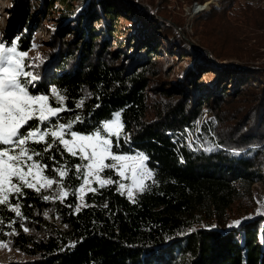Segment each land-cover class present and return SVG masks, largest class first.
<instances>
[{
    "label": "trees",
    "instance_id": "trees-1",
    "mask_svg": "<svg viewBox=\"0 0 264 264\" xmlns=\"http://www.w3.org/2000/svg\"><path fill=\"white\" fill-rule=\"evenodd\" d=\"M26 1L16 0L14 10L19 21L29 24L17 39L19 51L28 53L33 29ZM57 1L68 10L60 17V28L51 31L52 49L43 56L48 59L26 69L39 76L30 92L51 97L56 88L68 110L53 120L66 123L79 117L71 129L79 133L90 134L119 113L123 131L118 143L112 137L113 151L143 152L152 177L130 199L118 190V175L106 169V179L118 183L103 188L93 183L95 193L73 196L82 183L72 178L81 161L59 148L38 157L54 178L51 169L68 166L70 178L63 183L69 195L46 201L43 196H55L57 185L41 192L24 188L22 196L10 197L11 208L0 206V244L29 257L9 264H264V213L257 210L252 193L253 184L264 177V40L259 36L264 28H257L264 24V0H221L222 9L198 13L193 27L199 45L183 29L185 17L176 13L171 18L166 6L149 0V9L155 6L162 19H150V28L159 27L152 34L148 30L149 35L137 27L125 39L118 37V50L111 48L110 39L117 30L118 0H42L41 6L45 11ZM137 8L147 12L135 3L123 5L129 29L139 19L133 14ZM254 26L258 30L251 37ZM239 30L249 33L242 37ZM168 31L174 46L193 63L171 88L167 83L151 87L158 68L152 61ZM200 71L216 75L201 81ZM152 88L169 99L148 119ZM204 111L209 120L203 131L206 150L180 148L175 131Z\"/></svg>",
    "mask_w": 264,
    "mask_h": 264
},
{
    "label": "snow or ice",
    "instance_id": "snow-or-ice-1",
    "mask_svg": "<svg viewBox=\"0 0 264 264\" xmlns=\"http://www.w3.org/2000/svg\"><path fill=\"white\" fill-rule=\"evenodd\" d=\"M27 59V53L19 51L16 40L10 43L0 40V206L11 208L10 197L22 196L24 188L41 192L57 185L55 196H43L46 201H63L69 195L63 183L70 178L68 166L51 169L54 178L46 174L49 166L38 159L53 148H59L61 154L67 153L81 161L74 166L72 178L82 183L73 190V196L77 191H98L91 187L92 183H97L100 188L118 183L101 177L106 169L114 170L121 178H127L130 170L131 186L119 183L118 187V190L127 188L130 199L133 198V187L143 191L147 187L145 179L152 177V171L146 164L148 157L143 153L131 156L113 151L112 137H116L118 143L123 131L120 114L115 113L90 134L71 130L73 123L81 122L79 117L66 123L54 121L53 118L68 110L63 104L64 97L56 88L51 89V97L30 92L29 87L35 86L39 76L26 70L33 67L26 63ZM50 101H54L56 106ZM39 144L44 145L41 150L32 146ZM49 158L55 159L54 156ZM14 210L17 216L21 215L19 205Z\"/></svg>",
    "mask_w": 264,
    "mask_h": 264
},
{
    "label": "rangeland",
    "instance_id": "rangeland-1",
    "mask_svg": "<svg viewBox=\"0 0 264 264\" xmlns=\"http://www.w3.org/2000/svg\"><path fill=\"white\" fill-rule=\"evenodd\" d=\"M15 3L16 0H0V40H3L6 43H10L13 40L17 41L19 35H22L23 33L29 30V24L27 23L25 24L19 21L16 11L14 10ZM26 3H27L26 10H28L29 12L28 21L30 22V27L33 29L32 31L33 47L27 53L28 59L26 63L33 65V67L31 68H36L37 66L40 65V62H44V60L48 59V58H44L43 56L46 55L47 51H51L52 49L50 46V41L52 38L51 31L60 28L62 24V20H60V17L63 14V12H66L68 10V8L67 5H64L59 1L55 2L52 8L50 7L45 11L44 8L41 6L42 0H27ZM129 3H135L138 7L145 8L144 12L147 11L144 13L145 14L144 15L141 13L143 12V10H138L137 8V11L133 13L134 15H136L137 13L139 14L138 21H134L133 23L132 26L133 29H129L131 25L125 16L126 14L124 10L122 9L123 5ZM158 4H162L166 6L164 10H166L169 13L167 14L171 18H173L174 14L176 13L180 17H185L186 23L183 26V29H186V31H188V33L190 34L191 37L190 40L194 41L197 44H198V37L196 34H194L195 28L193 27V23L195 21L194 16L205 10L212 11L213 8L222 9L221 0H207L205 3H200L197 0L195 1L192 0L191 2H189V0H154V5L158 6ZM118 5L120 9L118 12V16H116L117 19H115V21H117V23H115V27H116L115 29H117L118 31L116 30L115 32H113V35L110 37L112 49L118 48L119 45L118 37L125 39V37L130 36L131 33L133 34V32H135L137 27L140 29L144 28L145 32L142 31V35L144 34L149 35L150 31L152 34L153 29L155 27L158 28L159 25L155 24L153 28H150V24L152 23L150 19L153 21V19L158 18L159 20L162 21V19L159 18L157 11H155L156 10L155 6L152 5L153 10L149 9L151 7L149 0H118ZM198 8H203V10H199ZM148 10H150L151 12H148ZM149 13L152 15H150ZM15 23L16 25H13ZM164 23L173 26L174 29L182 33L181 27L176 28V26L172 25V23L168 20H164ZM93 25H95V23ZM232 27L236 29H240L241 26H238V28L236 26H232ZM255 27L256 26L250 27V29L252 30V33L250 34L251 37H255L253 36L254 31L258 30L259 28H264V24L263 26H258L257 27L258 29ZM11 30L14 31L12 32ZM239 31L242 32L241 30ZM259 32L261 34L259 36L262 37V40H264V29H262ZM242 33H243L242 37H245V35H247L249 32L244 30V32ZM168 34H170L169 37L162 36L163 37V42L161 44L162 50H159L161 51L159 52V56L152 61L153 62L152 64L154 66H158V68L157 71L154 72V75L151 77V81H150L151 87H155L156 84L167 83L166 86L168 88H171V84L176 83L179 80L180 81L183 80L184 77L183 70H187V68L191 66L193 63V61H191L192 57L187 52H185L184 50L180 51L179 48H176L174 46V42H173L174 36L170 32ZM70 36L71 33L67 35V38H70ZM253 39H252V43H254ZM125 43L126 41L124 40V44ZM120 47L122 48V46ZM133 50H134L133 48L130 49L131 52ZM47 56L48 55H46L45 57ZM221 64L224 63L221 62ZM215 75L216 73L212 71L211 72L200 71L198 73L197 78L198 79L200 78L199 80L201 81H207L210 80L212 77H215ZM148 94H149L148 95L149 109H148L147 118L152 119L154 115L153 114L154 110H156L161 103H164L169 98L167 96H164L165 95L164 92H160L159 90H156V88L154 89L152 88L151 90H148ZM208 123H209L208 112L204 111V114L201 117H198L190 124H186L182 128H179L177 131H175L182 133L183 131L186 132V128H190V130L186 133V135H183L181 137L175 136V141L177 138L179 140L184 138L185 141L187 140V142L189 143L188 146L192 152H197V150H194L196 148L193 144L197 142H202L204 147L202 149L200 148V151L206 150V143L203 139V131H204V125H207V127L209 128ZM124 141L127 144L130 141L128 134L124 137ZM138 154L139 152L136 151L127 155L136 156ZM110 162L111 161H106V163H110ZM115 174L117 173L115 172ZM100 175L103 179H106V177L103 175V172ZM118 177H119V183H123L125 185L131 186L132 180H131L130 170L127 173V178H121L119 175ZM92 185L91 187H93ZM86 191L87 190H85L83 194L86 193ZM123 191H125V193L127 194V188L124 189ZM139 192H140L139 190L133 187V197H135ZM252 193L254 194V201L257 206V210L264 213V177L262 178L261 181H258L253 184ZM26 259H29V257L23 254L22 252L9 248L5 244H0V264H9L16 261H24Z\"/></svg>",
    "mask_w": 264,
    "mask_h": 264
},
{
    "label": "built area",
    "instance_id": "built-area-1",
    "mask_svg": "<svg viewBox=\"0 0 264 264\" xmlns=\"http://www.w3.org/2000/svg\"><path fill=\"white\" fill-rule=\"evenodd\" d=\"M203 6H204V5H203ZM203 8H204V7H203ZM198 9L200 10L201 8H198ZM198 9H197V10H198ZM189 130H190V128H186V132L183 131V132H182L183 134H182L181 132H176V133H177L176 136H177V137H181V136H183V135H186V133H187ZM200 133H201V132H200ZM177 139H178V138H177ZM177 139H176V142L178 143V145H179L180 148H183L185 145L187 146V148H189V146H188L189 143L187 142V140L185 141L184 138H182V139H180V140H179V139L177 140ZM187 143H188V144H187ZM193 145H194L195 148H196V149H194V150H197V151H199L200 148L202 149V148L204 147V145L202 144V142H197V143H195V144H193ZM186 146H185V147H186ZM189 150H190V148H189ZM139 153H143V152L140 151ZM143 154H144V153H143ZM149 179H150V178H146L145 181H148Z\"/></svg>",
    "mask_w": 264,
    "mask_h": 264
},
{
    "label": "bare ground",
    "instance_id": "bare-ground-1",
    "mask_svg": "<svg viewBox=\"0 0 264 264\" xmlns=\"http://www.w3.org/2000/svg\"><path fill=\"white\" fill-rule=\"evenodd\" d=\"M200 10H203V8H201Z\"/></svg>",
    "mask_w": 264,
    "mask_h": 264
}]
</instances>
